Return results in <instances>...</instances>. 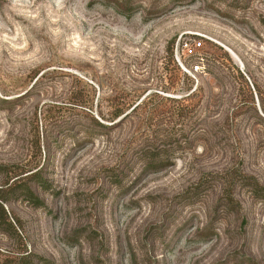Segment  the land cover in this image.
Wrapping results in <instances>:
<instances>
[{
  "label": "rangeland",
  "instance_id": "obj_1",
  "mask_svg": "<svg viewBox=\"0 0 264 264\" xmlns=\"http://www.w3.org/2000/svg\"><path fill=\"white\" fill-rule=\"evenodd\" d=\"M15 180L0 264H264V0H0Z\"/></svg>",
  "mask_w": 264,
  "mask_h": 264
},
{
  "label": "trees",
  "instance_id": "obj_2",
  "mask_svg": "<svg viewBox=\"0 0 264 264\" xmlns=\"http://www.w3.org/2000/svg\"><path fill=\"white\" fill-rule=\"evenodd\" d=\"M21 185H24L25 186V183L22 184V182H19V181H12L11 183H6L5 186H7V191H4L2 188L0 189V224L3 222H7V226H12V224L7 221V216H6V213H5V210L3 209V206L1 205V202H5L7 199L5 198L4 194L2 195L1 193H12V192H15L17 190H21L22 192V189H21ZM25 189V192L26 193H23L22 192V196H30V198H33V193L30 191L29 187H24ZM10 191V192H9ZM34 200V199H33Z\"/></svg>",
  "mask_w": 264,
  "mask_h": 264
}]
</instances>
